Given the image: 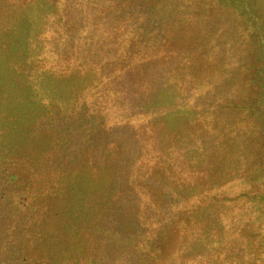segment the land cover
<instances>
[{"label":"rangeland","instance_id":"1","mask_svg":"<svg viewBox=\"0 0 264 264\" xmlns=\"http://www.w3.org/2000/svg\"><path fill=\"white\" fill-rule=\"evenodd\" d=\"M251 25L264 0H0V264H264Z\"/></svg>","mask_w":264,"mask_h":264},{"label":"trees","instance_id":"2","mask_svg":"<svg viewBox=\"0 0 264 264\" xmlns=\"http://www.w3.org/2000/svg\"><path fill=\"white\" fill-rule=\"evenodd\" d=\"M247 32H248V35L251 39L256 40V44L258 46H260V47L264 46V30L257 29V28H255L254 25H251V27L249 28V30H247ZM215 121H218L216 117H215ZM262 143H264V140ZM259 162H260V166H262L264 160L263 159L257 160V161L253 160L252 164L256 165Z\"/></svg>","mask_w":264,"mask_h":264}]
</instances>
